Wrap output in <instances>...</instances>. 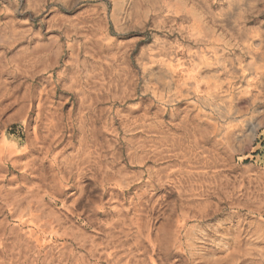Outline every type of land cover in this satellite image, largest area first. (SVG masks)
I'll return each mask as SVG.
<instances>
[{
  "label": "rangeland",
  "instance_id": "obj_1",
  "mask_svg": "<svg viewBox=\"0 0 264 264\" xmlns=\"http://www.w3.org/2000/svg\"><path fill=\"white\" fill-rule=\"evenodd\" d=\"M132 1L0 0V264H264V0Z\"/></svg>",
  "mask_w": 264,
  "mask_h": 264
},
{
  "label": "bare ground",
  "instance_id": "obj_2",
  "mask_svg": "<svg viewBox=\"0 0 264 264\" xmlns=\"http://www.w3.org/2000/svg\"><path fill=\"white\" fill-rule=\"evenodd\" d=\"M143 0H133L132 1V3H131V8H129L128 9V12L129 13H137L138 11H140V9H141V2H142ZM164 2V1H163ZM246 2H248V1H246ZM144 3H145V1H144ZM243 3V2H242ZM174 4V6H176V7H178V8H183L184 7V4L182 3V1H176V2H174L173 3ZM247 4V3H246ZM166 5V4H165ZM234 5V4H233ZM244 5H245V3H244ZM126 6V5H125ZM124 6V7H125ZM196 7V6H195ZM237 7V6H236ZM121 9L123 10L124 8L123 7H121ZM161 9V8H160ZM160 9H159V11H160ZM229 9H231V8H229ZM236 9H238V7L236 8ZM171 10V9H170ZM223 12V11H222ZM122 13V12H121ZM157 13V12H156ZM160 13V12H159ZM217 13V12H216ZM230 13H231V11H230ZM233 14V13H232ZM151 15V14H150ZM149 15V16H150ZM180 15V14H179ZM228 15H229V13H228ZM227 15V16H228ZM175 16V15H174ZM181 16V15H180ZM183 16H184V14H183ZM188 16V15H187ZM204 16V15H203ZM218 16V15H217ZM230 16V15H229ZM173 17V16H172ZM186 17V16H185ZM184 17V18H185ZM234 17V16H233ZM188 18V17H187ZM190 18V17H189ZM229 18V17H228ZM167 19H168V17H167ZM173 19V18H172ZM175 19V18H174ZM231 19H232V17H231ZM229 20V19H228ZM168 21V20H167ZM205 21H206V19H205ZM227 21V20H226ZM207 22V21H206ZM228 22V21H227ZM235 22H237V21H235ZM229 23H230V21H229ZM161 25V24H160ZM192 25V24H191ZM231 25H233V24H231ZM237 24L235 23V25L234 26H236ZM190 28V27H189ZM236 28V27H235ZM235 28H234V30H235ZM232 29V28H231ZM190 31V30H189ZM237 31V30H236ZM244 35V34H243ZM192 38V37H191ZM252 38H254V37H250V36H247V41H249V47H253L254 45H253V40H252ZM206 39V38H205ZM214 39V38H213ZM257 39V38H256ZM258 39H260V38H258ZM204 41V40H203ZM255 41V40H254ZM198 42H199V40H198ZM214 43V42H213ZM261 44H263V43H261ZM161 45V44H160ZM214 45V44H213ZM259 45V44H258ZM263 46V45H262ZM166 48V47H165ZM263 48V47H262ZM159 49V48H158ZM168 50V49H167ZM170 50V49H169ZM168 50V51H169ZM162 51V50H161ZM253 51V50H252ZM204 52V51H203ZM228 52V51H227ZM248 52V51H247ZM152 54V53H151ZM163 54V53H162ZM239 55H240V53H239ZM171 56V55H170ZM223 56H225L224 54H223ZM242 56H243V54H242ZM163 57V56H162ZM234 57V56H233ZM150 58V57H149ZM172 58V57H171ZM213 58V57H212ZM165 59V58H164ZM220 59H221V57L219 56V55H217V58H215V61L216 62H219L220 61ZM244 60V59H243ZM170 61V60H169ZM242 61V60H241ZM162 62V61H161ZM168 62V61H167ZM233 62V61H232ZM238 62V61H237ZM170 63V62H169ZM182 63V62H181ZM239 63V62H238ZM184 64V63H183ZM182 64V65H183ZM147 65V64H146ZM146 65H145V67H146ZM151 65H152V63H151ZM243 65V64H242ZM170 66V65H169ZM235 66V65H234ZM144 67V66H143ZM151 67V66H150ZM160 67H161V65H160ZM156 68H157V66H156ZM174 68V67H173ZM188 68V67H187ZM214 68V67H213ZM216 68V67H215ZM150 69V68H149ZM217 69V68H216ZM215 69V70H216ZM224 69V68H223ZM144 70V69H143ZM152 70H153V68H152ZM181 70V69H180ZM202 70V69H201ZM204 70H206L207 71V68H204ZM210 70H211V68H210ZM218 70V69H217ZM216 70V71H217ZM248 70H250L251 71V76L250 77H248L247 78V80L245 81L246 83L245 84H247V88H258L259 86H260V83L264 80V56L263 57H256V59H253L252 60V62L250 63V67L248 68ZM160 71H161V69H160ZM184 71V70H183ZM212 71V70H211ZM213 71H214V69H213ZM227 71V70H226ZM155 72V71H154ZM156 72H158L157 70H156ZM190 72H191V70H190ZM224 72V71H223ZM159 73V72H158ZM157 73V74H158ZM202 73H204V72H202ZM157 74H154V77H155V75H157ZM190 74V73H189ZM226 74V73H225ZM243 74V73H242ZM181 75V74H180ZM179 75V73H178V71L177 70H174V77L172 78V80L174 79V81H173V83L175 84V85H178V84H181V83H184L185 82V79L183 78L182 79V77L181 78H178V76H180ZM204 75V74H203ZM211 75V74H210ZM227 75V74H226ZM230 75V74H229ZM245 75V74H244ZM209 76V75H208ZM221 76H223L222 75V73H221ZM225 76V75H224ZM226 78L228 77V76H225ZM232 77V76H231ZM150 78V77H149ZM152 78H153V76H152ZM158 78V77H157ZM171 78V77H170ZM193 78H194V76H193ZM196 79H198V78H196ZM154 80V79H153ZM210 80V79H209ZM221 80V79H220ZM220 80H218V81H220ZM241 80H243V78L241 79ZM208 81V80H207ZM217 81V80H216ZM154 82V81H153ZM159 82V81H158ZM224 82V81H223ZM234 82V81H233ZM92 83V82H91ZM160 83V82H159ZM235 83V82H234ZM242 83V82H241ZM153 84H156V83H153ZM196 84V83H195ZM210 84V83H209ZM218 84V83H217ZM240 84V83H239ZM224 85H226V84H224ZM232 85V84H231ZM158 85H156V87H157ZM205 86H206V84H205ZM243 86V85H242ZM196 87V86H195ZM198 87V86H197ZM207 87V86H206ZM221 87H222V84H221ZM240 87H241V85H240ZM174 88H176V87H174ZM183 88V87H182ZM181 88V89H182ZM231 88V87H230ZM156 89V88H155ZM154 89V90H155ZM239 89H241V88H239ZM260 89V88H259ZM223 90V89H222ZM234 90V89H233ZM185 91V90H184ZM194 91H195V89H194ZM206 91V90H205ZM230 91V90H229ZM171 92V91H170ZM201 92V91H200ZM220 92V91H219ZM224 93V92H223ZM225 94V93H224ZM223 94V95H224ZM237 94V93H236ZM246 94V93H245ZM201 95V94H200ZM208 95V94H207ZM195 96V95H194ZM219 97V96H218ZM221 97V96H220ZM226 98V97H225ZM262 98H263V96H262ZM217 99V98H216ZM228 100V99H227ZM260 99H258V101H259ZM254 101V100H253ZM120 102V101H119ZM255 102V101H254ZM213 103V102H212ZM219 103V102H218ZM217 104V103H216ZM228 105L227 104H225L224 105V103H223V105L222 106H220V107H223V108H226ZM229 107V106H228ZM221 110V109H220ZM224 112V111H223ZM229 112V111H228ZM213 114V113H212ZM227 118V117H226ZM256 124V123H255ZM228 126H230V125H228ZM231 127V126H230ZM222 131H223V129H222ZM224 134V133H223ZM223 137H224V135H223ZM193 168V167H192Z\"/></svg>",
  "mask_w": 264,
  "mask_h": 264
},
{
  "label": "clouds",
  "instance_id": "obj_3",
  "mask_svg": "<svg viewBox=\"0 0 264 264\" xmlns=\"http://www.w3.org/2000/svg\"><path fill=\"white\" fill-rule=\"evenodd\" d=\"M126 96V100L125 102H127V100H131L133 101V103L129 104L128 106L130 108H138L140 107V103L137 102V96H149V92H144L141 91L139 93H137L135 90H130L128 92L125 93ZM146 108L151 109L152 107H155L157 109V111H161L163 109V102L161 100L157 99H149L147 105H145Z\"/></svg>",
  "mask_w": 264,
  "mask_h": 264
}]
</instances>
